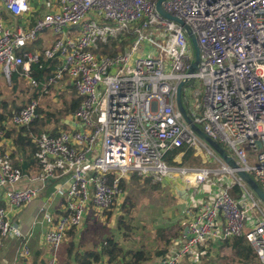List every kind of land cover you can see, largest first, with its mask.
Returning a JSON list of instances; mask_svg holds the SVG:
<instances>
[{"label": "built area", "instance_id": "built-area-1", "mask_svg": "<svg viewBox=\"0 0 264 264\" xmlns=\"http://www.w3.org/2000/svg\"><path fill=\"white\" fill-rule=\"evenodd\" d=\"M159 2L169 17L158 11ZM0 3L13 17L38 13L41 5L45 9L26 28L11 29L0 18V75L10 84L19 73L29 87L37 88L31 66L41 57L57 60L47 86L67 81L80 99L72 114L78 128L34 139L35 166L48 160L67 165L66 170L40 166L37 176L28 180L11 164L9 152L0 148V239L16 241L17 258L30 256V242L39 228L53 260L90 209L111 208L121 193L120 180L127 174L161 183L180 173L195 194L211 182V170H181L165 160L175 149L189 146L200 152L205 144L177 108L182 83V105L192 123L226 148L240 170L264 192V0ZM45 31L55 37L49 46L41 53L26 51ZM190 33L198 50L194 70ZM105 47H111L112 54L105 53ZM39 106L40 99L31 98L0 121V143L10 129L34 122ZM256 142L261 144L260 151ZM250 150L256 155L250 156ZM248 156L255 158L252 168L247 165ZM221 163L220 172L231 175V180L210 185L216 189L211 203L185 210L187 232L176 250L166 253L158 264L183 259L196 264L202 248L234 238L245 243L254 261L264 264V205L234 170ZM64 176L67 187L57 183L49 196L50 200L63 198L60 214L43 204L24 230L16 213ZM234 185L241 188L239 200L229 196Z\"/></svg>", "mask_w": 264, "mask_h": 264}, {"label": "rangeland", "instance_id": "rangeland-1", "mask_svg": "<svg viewBox=\"0 0 264 264\" xmlns=\"http://www.w3.org/2000/svg\"><path fill=\"white\" fill-rule=\"evenodd\" d=\"M41 38L44 39L45 42H49L51 40H54L55 37L52 35L51 31H47L46 33L41 35ZM44 46H48V44L44 43ZM189 49L191 50V53L194 56L195 50L191 41L189 43ZM14 80H16L17 82V75H14ZM18 82H19L18 92L17 91L14 92L11 89V86L7 85L4 78H0V105L3 103H8L11 104L12 106L13 104L21 105L22 103L28 101V99L32 97L31 94L33 91L31 90L33 88L27 86V84L24 82L22 77L18 78ZM58 87L57 86L53 87L51 91L50 90L47 91L48 93L46 94V96H41L40 104L42 108L54 110L56 107H58V105L54 104L53 102L60 101L61 103V100H63V96L60 100L56 96L60 97L61 94L62 95L64 94ZM20 91H22L23 93H20ZM200 149H201L200 152L198 149L196 150L194 156H192V158L188 161L187 164H184L182 167H177V166H172V167L177 169H183V168L192 169L195 167L196 168L202 167L204 169H208L212 171L213 175L211 176L210 179H213L214 181L221 180L223 182L229 179L228 181H230L231 175L227 174L226 172H220L222 168V163L219 157L205 144H203V148ZM223 149L226 150V148L224 147ZM180 157L181 155L177 156L173 160V162H181ZM195 158H199V162H197ZM246 160H247V165L249 167L252 168L256 165L255 158L248 156ZM137 181L132 182V190L134 191L135 195H138V197L135 203L133 202L132 205L130 203H127L126 208H128L129 213L122 212L120 208L123 205L125 198L129 196L131 190H129L128 194L126 195H120V196L117 195L111 208L103 212H97L91 209L87 212V215L85 216L81 226L75 230V234L72 239L74 247L70 257L71 262L74 260V255L76 253L82 254L84 253V251L91 249H97L98 251H101L102 248L105 247L104 243L105 242L107 243V240L109 238H111L114 242H117L120 245V247L123 248L124 252L133 251V250L134 252L141 251L140 248H137V246L141 244H145L146 246H149L151 249H154V245H156L157 243L160 244L156 240V236H155L156 231L160 228H163L166 222L170 223V222H175L177 220L176 218L177 214H175V212L169 210V213H165L166 209L163 210V208L165 207L169 208L171 206H174L175 203L170 204V201H173V199L169 197L165 201L153 202L156 205L154 208H158L160 206V208L156 210V214H155L156 221L152 220V218L146 219L145 222L142 224V226H139L140 213H135V210H137V208H142V204L146 201L149 192H145L141 186H139L138 189ZM154 194H158V193L156 191H153L151 195ZM118 200H120V203ZM35 202L36 201L32 203L30 208H32L35 205ZM118 203L120 206H116ZM168 203L170 205H168ZM108 213H110V215H108ZM133 215L134 218H132ZM120 216L122 218V221L125 222V224H127L126 226H128L127 227L128 229H126L122 223L118 224L117 219ZM68 243H69V237H67V240L55 252L54 259L50 261V264L57 263V261L59 260L58 255L61 256L64 254V257L62 258L68 257V252L66 250ZM15 247L17 246L13 241L5 240V239L0 240V264H33V256H34L33 254L35 250L38 248V244L36 243L32 244L31 255L27 259L17 258ZM211 258L213 260H216L217 256Z\"/></svg>", "mask_w": 264, "mask_h": 264}, {"label": "crops", "instance_id": "crops-1", "mask_svg": "<svg viewBox=\"0 0 264 264\" xmlns=\"http://www.w3.org/2000/svg\"><path fill=\"white\" fill-rule=\"evenodd\" d=\"M32 4L34 7H36V8L38 7V2L34 1ZM39 8H40V11L38 13L37 12L31 13L28 17L27 16L26 17L25 16L24 17H13L4 10V8L2 7V4L0 3V18L11 29H17V28H21V27L26 28L30 25L31 22H33L32 20H34V18L39 17L41 14H43L45 12V9L42 5L39 6ZM46 32L47 31L43 32L42 34H44ZM41 35L38 38H36V40L34 42L27 45L25 47V50L29 51V52H33V53H35V52L41 53L44 49H46L53 40H51L49 42H45V40L41 38ZM44 43L48 44V46H44ZM20 77H22V76L20 75ZM0 78H4V77L0 75ZM6 83H7V81H6ZM10 84L7 83V85H9V86H10ZM58 88L64 93L63 95L61 94L60 97L56 96V97H58L59 100L63 96V100H61V103H63V101L69 100L72 97H75V98L77 97L76 94H74V90L70 87V84L67 81L61 83L60 87H58ZM52 89H53V87L50 89V91ZM17 92H18V90H17ZM20 93H22V92H20ZM65 94H68V95H65ZM38 98L40 99V102H41V96ZM29 100H30V98L28 99V101ZM53 103L57 104L59 106L60 101L59 102H53ZM21 105H15V106H21ZM13 106H14V104H13ZM13 106L11 104H8V103H3L0 105V116H2V118H3V120H0V121H4L7 117L11 116L12 113L16 112L15 110H13ZM39 108H42L41 104H40ZM62 122L66 125V129H62L64 131H70L73 127L78 128V124L75 123L72 116L66 117L65 119H63ZM57 128H59V127H57ZM14 130L15 129L9 130L11 132V134H7V136L1 141L0 148L3 151L9 152L11 164L13 166L18 167L17 165H19L20 166L19 168L22 170V172H24L23 174L26 176V178L28 180L33 179L34 177L37 176L38 168H37V166H35V164L33 162L31 167L27 171H25V170L23 171V167L26 164V161H24L23 158L19 156V151H17V148L14 145L13 141H14V136L16 134V132ZM12 156H14V158H12ZM180 159H181V157H180ZM177 163H180V162H177ZM200 169H204V168H202V167H199V168L195 167L192 169L183 168L181 170H187V171L194 170V171H196V170H200ZM133 175L134 174H127L124 178H122L120 180L121 193L119 194V196L120 195H126V194H128L129 190H131V192L128 196L131 198V202H129V203L131 205L133 204V202L135 203L138 195H135L134 191L132 190V182H136L137 180H138L137 181L138 182V184H137L138 189H139V186H141L145 192H149V195H148L146 201L142 204V208H137V210H135V213H140V219H139L140 225L139 226H142V224L145 222L146 219L152 218V220L156 221L155 220L156 210H158V208H160V206L158 208H154L156 205L153 202L165 201L169 197V198L173 199V201H170V204L175 203L174 206H171L169 208L165 207V208H163V210L166 209L165 213H169V210L170 211L172 210L173 212H175V214H177V217H176L177 220L175 222H170L172 224L166 222V224H164V227L160 228V229H169V228L174 229L176 227H179V228L181 227L182 233L180 232L181 233L180 237L177 240L171 241V244L169 245V247L167 249V253L171 250H174V249L176 250L177 243H179V239L181 238L183 231L186 228L185 227V221H186L187 216L185 215V210L187 208L193 206V205L197 206V204L211 203V201L213 199L212 196L216 193V189H215V187L211 188L210 185L214 184V182H216V184H218L221 181V180H215L214 181L213 179H210L209 181H211L213 183L208 182V184L206 186H203L201 191H198V193L195 194L193 189L186 187L180 173L174 174L170 178L164 179L163 182H161V183H153L151 180H148V179H142L141 180L140 177H138V176L133 177ZM67 179H68V177H66V176L60 178L58 181V184L63 185L64 188L67 187V184H66ZM51 183H54V181ZM121 184H122V186H121ZM152 189H154V190H152ZM53 190H54V187L47 186V188L41 194V196H39L37 198V200H35L36 201L35 205L32 208H30V206L32 205L33 202L30 205H28L27 207L22 208L18 213H16V216L20 219L24 230H27L31 226L33 217L35 216L39 207L43 204L49 205L50 210L57 212V214H60V210H61L62 205H63V198L59 197V198H56L54 200H50L49 196L53 192ZM143 190H141V191H143ZM153 191H156L158 194L151 195V193ZM0 196H1V194H0ZM118 201L120 203V200H118ZM150 202H151V204H150ZM119 203L116 206H120ZM170 204L168 203V205H170ZM139 205H141V204H139ZM176 206H178L180 208H178ZM12 213L13 212H11L9 214L11 215ZM128 213H129V210H128ZM171 215H173V214H171ZM132 218H134V215L132 216ZM165 218H166V216H165ZM124 225H127V224L124 223ZM160 229H158V230H160ZM157 231H156L155 236H156V240L160 244L157 243L156 245H154V249H151L149 246H146L145 244L138 245L139 247L137 246V248H140L141 251H143L145 253V255L150 258L149 260H147L146 262H143L141 264H158L162 260V258L164 257V255L163 256H156V253L159 252L163 247L162 242H160L159 239L157 238ZM41 238H42V232L40 231L39 228H37L34 232V236L31 239V242H30V251L32 248V244H35V243L38 244V248L35 250V252L37 250L43 251V253L40 255L39 259H44V260H47L50 262L52 260V259H50V256L52 255V253L50 251H48L49 249L46 248L45 245L42 243ZM2 240H4V239H2ZM5 240H9V239H5ZM10 241L15 242V244L17 246L16 241H14V240H10ZM69 241H70V238H69ZM223 243L224 242L212 244V245H208L207 247L202 248V255L200 256L199 261L196 264H200L201 259H202L201 257L204 256L205 254H207L209 256V258L217 256L219 247ZM121 249L123 250V248H121ZM35 252L33 254L34 255L33 259L35 257ZM129 252H134V250L133 251H127L124 253H129ZM212 255H214V256H212ZM130 259H131V256L125 255L124 257L118 258V261H119V264H122V263H125L127 261H130ZM102 262H106V261H102ZM189 264H191V263L189 262ZM251 264H258V262L254 261Z\"/></svg>", "mask_w": 264, "mask_h": 264}, {"label": "trees", "instance_id": "trees-1", "mask_svg": "<svg viewBox=\"0 0 264 264\" xmlns=\"http://www.w3.org/2000/svg\"><path fill=\"white\" fill-rule=\"evenodd\" d=\"M113 45V42L110 43V46ZM105 50H107L106 52L104 51L105 53L112 54L111 47H105ZM58 65L59 63L57 60H46L41 57L38 64L31 66L32 77L39 83L37 88H33L31 90L33 91L31 94V98L45 96L47 91L53 87L52 85L47 86V80ZM14 75H17V82L16 80H14ZM14 75L11 78L10 86L11 89L16 92L18 90V78L20 77V75L19 73H15ZM27 103L28 101L22 103L21 106L14 105L13 110H15L16 112L19 111ZM79 103L80 99L78 97H72L69 100L63 101V103H60L59 106L54 110L39 108L37 110L38 117L36 120H34V122H32L27 127H23L17 131L14 130L16 132L13 141L14 145L16 146L17 151H19V156L22 157L24 161H26V164L23 167V171H27L31 167L34 162V156L38 151L37 146L34 143V139H36L43 133H47L51 136H57L62 129H66V125L62 121L66 117L72 116ZM0 120H3L2 116H0ZM8 134H11V132L9 131ZM218 145L223 148L221 144ZM195 152L196 150L193 147L183 146L169 152L166 155L165 160L166 163L170 166L182 167L184 164L188 163L192 156H194ZM178 155H181V162H173V160ZM12 158H14V156H12ZM195 160L199 162V158H195ZM17 166L18 168L20 167L19 165ZM133 177H137V175L134 174ZM250 177L253 179L252 176ZM57 183L58 181L56 180L54 183H50L48 186L54 187ZM228 193L229 196L234 200H239L242 195L241 188L238 185L232 186ZM129 202H131V198L126 197L121 207L122 212H128L126 205ZM108 215H110V213H108ZM117 220L118 224L122 223L123 226L128 229L127 226L124 225L125 222L122 221L121 216ZM181 230V227H176L174 229H160L157 231V238L160 242H162L163 247L159 252L156 253V256H163L165 255V253H167V249L171 244V241L177 240L180 237V234L182 233ZM74 234L75 229H72L68 233V237L70 238V241L67 244L66 248L68 257L62 258L64 257V254L61 256L58 255L59 260L56 264H119L118 258L124 257L125 255L131 256V259L130 261L122 264H141L150 259L145 255L143 251L124 253L118 243L109 238L107 240V243H104L105 247L102 248L101 251H98L97 249H91L84 251V253L82 254L76 253L74 255V260L71 262L70 257L74 247L72 242ZM42 253V250H37L35 252L33 264L50 263L47 260L39 259ZM201 258L202 259L200 264H251L254 262L253 254L247 249L245 243L239 238L224 241V243L219 247L216 260L209 258L207 254H205ZM176 264H189V262L187 261V259H183Z\"/></svg>", "mask_w": 264, "mask_h": 264}, {"label": "water", "instance_id": "water-1", "mask_svg": "<svg viewBox=\"0 0 264 264\" xmlns=\"http://www.w3.org/2000/svg\"><path fill=\"white\" fill-rule=\"evenodd\" d=\"M157 9L158 11L165 17H169L167 14H165L162 9L160 8V2L157 4ZM179 23V20H176ZM185 29H187V27L185 26ZM190 40L194 46V50H195V63L192 64L191 69L194 70L196 69V65H197V61H198V50L195 44V38L194 35L192 33L189 34ZM183 86V83L179 85L178 89H177V95H176V104H177V108L179 110V112L181 113L184 121L186 122V124L189 125V127L191 128V130H193L195 132V134L198 136V138L204 142L207 147H209L228 167H230L232 170H234L235 174L237 175V177H239L243 183L247 186V188L255 195V197L257 199H259L262 204L264 205V192L261 190V188L256 184V182L250 177V175H248L247 173H245L243 170H240V168L238 167V165L235 163L234 159L229 156L227 154V152L221 148L216 142H214L213 140H211L210 138H208L198 127H196L192 121L190 120V118L187 116L183 105H182V100H181V88ZM255 147L257 149V151L261 150V144L259 142L255 143ZM248 154L250 156H255L256 152H254L253 150H250L248 152ZM53 182V181H52ZM187 232V228L184 229L183 234H186Z\"/></svg>", "mask_w": 264, "mask_h": 264}, {"label": "bare ground", "instance_id": "bare-ground-1", "mask_svg": "<svg viewBox=\"0 0 264 264\" xmlns=\"http://www.w3.org/2000/svg\"><path fill=\"white\" fill-rule=\"evenodd\" d=\"M40 166H45L46 169L62 168L63 170H66L67 168H69L67 165L60 164V163H55V162H50L48 160H45L42 164L41 163H37V167H40Z\"/></svg>", "mask_w": 264, "mask_h": 264}]
</instances>
